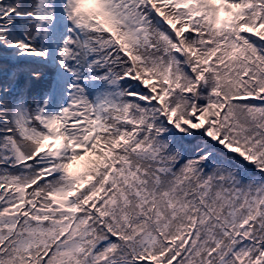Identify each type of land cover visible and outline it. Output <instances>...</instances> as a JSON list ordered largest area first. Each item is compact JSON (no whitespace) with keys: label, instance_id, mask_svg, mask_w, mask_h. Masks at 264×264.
<instances>
[{"label":"snow or ice","instance_id":"6c2138e0","mask_svg":"<svg viewBox=\"0 0 264 264\" xmlns=\"http://www.w3.org/2000/svg\"><path fill=\"white\" fill-rule=\"evenodd\" d=\"M0 264H264V0H0Z\"/></svg>","mask_w":264,"mask_h":264}]
</instances>
